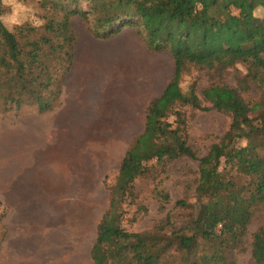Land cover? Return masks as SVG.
<instances>
[{
  "label": "trees",
  "instance_id": "1",
  "mask_svg": "<svg viewBox=\"0 0 264 264\" xmlns=\"http://www.w3.org/2000/svg\"><path fill=\"white\" fill-rule=\"evenodd\" d=\"M39 4L45 20L41 28L9 30L0 24L2 115L20 118L61 105L78 43L73 17L86 21L91 36L101 40L131 27L152 52L166 51L174 60L171 80L150 102L144 130L131 140L121 161L90 251L93 262L237 264L234 253L246 249L254 215L264 207V96L251 103L237 89L209 85L201 100L194 87L184 92L180 86L189 67L225 71L241 64L247 69L244 81L257 82L264 94V0H41ZM236 29L243 33L239 46L220 45L219 40ZM186 107L214 109L231 118L229 130L203 157L189 144ZM184 157L198 160L199 167L195 202L177 203L189 211L182 225L167 215L153 229L128 230L127 224L136 222L127 216L137 200L135 182L148 175L149 163L163 166ZM161 196L165 202L169 199ZM250 248L255 264H264V227L253 233Z\"/></svg>",
  "mask_w": 264,
  "mask_h": 264
},
{
  "label": "rangeland",
  "instance_id": "2",
  "mask_svg": "<svg viewBox=\"0 0 264 264\" xmlns=\"http://www.w3.org/2000/svg\"><path fill=\"white\" fill-rule=\"evenodd\" d=\"M40 1L20 0L45 23ZM10 11L0 0V16ZM44 23L39 27L31 22L20 26L41 28ZM71 24L77 36L91 35L89 25L82 18L73 17ZM241 35L236 29L226 33L219 43L228 45L226 49L237 48ZM158 54L151 58L153 64L141 60L121 64L118 83L115 67L107 70L105 90L91 94L86 102L91 108L84 112L91 115L83 114L73 133H65L63 140L56 141L55 149L45 145L42 149L45 154L37 159L22 153V147L18 148L19 155H14L8 130L19 119L9 114L0 117V264H95L90 251L98 225L109 207V192L116 182L121 161L131 140L144 130L150 102L162 94L174 74L170 53ZM152 68L154 75L159 72V83L155 78L151 82ZM246 74L247 69L241 64L225 71L189 67L180 87L184 92L194 87L203 100L206 87L225 85L239 90L248 102L257 103L263 98V91L253 80L246 83ZM152 85L155 90L149 91ZM202 106L210 107V104L203 102ZM184 112L189 144L203 157L229 130L231 118L214 109L186 107ZM84 120L90 121L83 123ZM149 166L148 175L135 182L137 200L128 208L127 216L136 218V222L127 224V229L132 232L153 229L167 215L180 227L189 211L177 203L195 202L199 161L184 157L163 166L153 161ZM162 194L169 196L166 202ZM162 205L165 210L161 209ZM261 227H264V207L254 215L246 249L234 253L237 264H255L250 245L253 233Z\"/></svg>",
  "mask_w": 264,
  "mask_h": 264
},
{
  "label": "crops",
  "instance_id": "3",
  "mask_svg": "<svg viewBox=\"0 0 264 264\" xmlns=\"http://www.w3.org/2000/svg\"><path fill=\"white\" fill-rule=\"evenodd\" d=\"M155 55L159 54L152 52L142 37L131 27H125L120 34L107 40L91 35H79L74 63L62 87L61 105L53 111L43 114L32 113L18 118L17 124L8 130L12 139V148L15 149L14 155H19L21 149L18 148L22 147V153L28 155L30 159L31 157L37 159L43 155L42 149L45 145L55 149L56 141L63 140L65 133L75 131V123L81 122L80 117L83 114L91 115L87 111L84 112L91 108L86 102L91 94L105 90L103 87L107 82L105 78L107 70L115 67L117 74L115 82L118 83L120 79L118 68L121 64L126 65L127 61L132 64L137 60L147 61V64ZM151 71L154 72L153 68ZM154 78L159 83L158 70L155 75L153 73L151 82ZM153 86H150L149 91L155 90ZM0 117L7 116L0 113ZM89 121L84 120L83 123ZM21 139H24L25 143L21 142Z\"/></svg>",
  "mask_w": 264,
  "mask_h": 264
},
{
  "label": "clouds",
  "instance_id": "4",
  "mask_svg": "<svg viewBox=\"0 0 264 264\" xmlns=\"http://www.w3.org/2000/svg\"><path fill=\"white\" fill-rule=\"evenodd\" d=\"M3 5L10 8L11 11L4 16H0V22H3L9 30L25 22H31L34 27H39L44 23V21L37 19L32 9L21 3L20 0H3ZM253 15L255 16V13Z\"/></svg>",
  "mask_w": 264,
  "mask_h": 264
}]
</instances>
